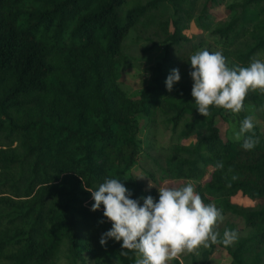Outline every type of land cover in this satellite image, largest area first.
<instances>
[{
  "label": "trees",
  "instance_id": "obj_1",
  "mask_svg": "<svg viewBox=\"0 0 264 264\" xmlns=\"http://www.w3.org/2000/svg\"><path fill=\"white\" fill-rule=\"evenodd\" d=\"M131 3L0 0V264H79L85 252L134 264L136 253L122 241L100 243L112 222L103 204L92 211L86 188L107 178L121 179L141 205L148 195L159 200L164 181H198L204 203L228 217L221 237L225 229L239 234L231 246L198 249L211 257L203 264H218L212 256L219 249L228 264H264V132L256 122L260 143L251 151L224 139L218 120L225 109L213 106L206 117L196 108L189 59L207 48L240 66L264 60V0ZM221 5L227 18L216 20L211 10ZM190 26L198 35L187 34ZM131 30L163 45L164 55L149 68L148 83L128 95L120 78ZM174 68L181 80L168 91ZM250 106L264 123V94L249 92L241 120ZM167 132L163 145L158 137ZM135 166L153 188L132 173ZM239 196L262 202L246 207L232 200Z\"/></svg>",
  "mask_w": 264,
  "mask_h": 264
},
{
  "label": "clouds",
  "instance_id": "obj_2",
  "mask_svg": "<svg viewBox=\"0 0 264 264\" xmlns=\"http://www.w3.org/2000/svg\"><path fill=\"white\" fill-rule=\"evenodd\" d=\"M189 59L192 96L199 113L206 117L213 106L238 114L245 110L249 92L259 90L264 94V60L253 58L248 66H229L221 51L207 48L197 50ZM180 80L179 68L172 69L166 80L168 91ZM255 125L254 116L248 115L240 121L238 130L233 129V139L242 140L246 151L260 143ZM216 168L222 169L223 162H217ZM86 190L95 201L92 211L103 204L104 216L112 222L111 229L102 234L101 245H106L109 238L122 241V249L136 253L134 264H169L184 253L219 243L231 246L239 239L238 231L232 229H225L221 237L218 228L225 219L223 209L215 203L205 204L192 181L179 187H159V200L151 195L141 197L142 205L140 200L130 198L132 193L121 179L107 178L95 190ZM122 254L127 256L128 252Z\"/></svg>",
  "mask_w": 264,
  "mask_h": 264
},
{
  "label": "rangeland",
  "instance_id": "obj_3",
  "mask_svg": "<svg viewBox=\"0 0 264 264\" xmlns=\"http://www.w3.org/2000/svg\"><path fill=\"white\" fill-rule=\"evenodd\" d=\"M131 1H132L131 4H134L138 2L139 0H131ZM211 13L213 14L216 20H224L227 18L223 5L211 10ZM191 27L192 26H190L189 30L187 31V34L189 36L198 35L200 31L197 30L195 27H192V28ZM126 46L127 47L125 48V52L128 54L129 59L127 63V68L124 70L120 78V85L128 95H133L139 90H141L148 83V79L150 76L149 68L154 66L158 61L162 59L164 55V46L160 44L155 45L143 38H140L136 30L130 31L127 41H126ZM146 47L149 48V51L144 53L143 48H146ZM229 62L236 64V62L232 59H230ZM249 112H250V115L254 116L255 122L259 124L262 131L264 132V123L259 118L254 107L250 106ZM223 116H224L223 119L218 120V124L221 128L222 137L224 139H227V138L233 139V129L235 128L236 130H238L240 121H242L240 118V115L239 113L233 114L228 110H224ZM142 136H144V133H142ZM169 138H170L169 132L158 137V139L161 141L163 145L168 144ZM211 170L212 169L208 170V173L206 174L204 180L209 179L210 173L212 172ZM132 173L138 179L143 180L148 188L154 187V186L149 187L151 181L148 179L146 174L138 166H135L133 168ZM189 181H192L193 183H195L196 187L199 185V182L196 180L182 178V179H177V180L164 181L160 187H163V186L179 187V186L186 184ZM158 192H159V188H158ZM232 200L235 203H238L246 207H254L262 202L261 200H252V199L241 197V196L234 197ZM227 218L228 217H225L223 223L225 222ZM216 252L217 253L214 256H212V258H214V260L218 262V264H228L230 262V258L228 257L225 251H222V249H219ZM208 258H211L210 255L208 257L207 254L205 255L204 253H200V251H196L194 253L193 260L192 261L187 260V261H184V263L185 264H203L204 261L208 260ZM172 262L173 261H170L169 264H172ZM79 264H118V263H117V260L109 254L103 253L98 260H94L90 258L89 253L85 252L83 260H81Z\"/></svg>",
  "mask_w": 264,
  "mask_h": 264
}]
</instances>
